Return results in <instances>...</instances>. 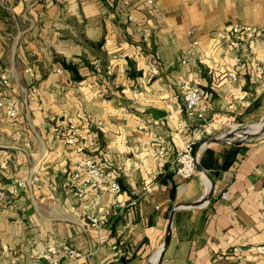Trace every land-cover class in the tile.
<instances>
[{
	"label": "crops",
	"instance_id": "0c3cea01",
	"mask_svg": "<svg viewBox=\"0 0 264 264\" xmlns=\"http://www.w3.org/2000/svg\"><path fill=\"white\" fill-rule=\"evenodd\" d=\"M236 23L264 26V0H156L153 12L145 0L0 5V76L19 99L16 118L0 109V188H14L0 200V264H157L176 206L161 264H264L253 249L264 244V134L209 141L225 126L247 125L237 140L255 133L264 115V35L230 48ZM182 81L200 85L207 124L187 117ZM71 125L85 141H64ZM193 138L210 166L184 179L175 157ZM82 155L120 190L76 196L69 172Z\"/></svg>",
	"mask_w": 264,
	"mask_h": 264
},
{
	"label": "built area",
	"instance_id": "2783aa9c",
	"mask_svg": "<svg viewBox=\"0 0 264 264\" xmlns=\"http://www.w3.org/2000/svg\"><path fill=\"white\" fill-rule=\"evenodd\" d=\"M130 0H127L129 2ZM5 0H0V5H2ZM146 6L149 12L154 11L156 5V0H145ZM144 41L148 40V34L145 28H140ZM264 35V26H258L253 24H240L236 23L227 27L224 33V40L230 48L238 49L241 45V39H254L260 35ZM188 55L182 59V63H187ZM148 72L152 75L159 74V67L154 62H148L146 65ZM29 72H32V68H28ZM61 72L60 69L57 70ZM257 72L263 73L262 66L257 65ZM229 76L236 78L235 72H229ZM11 86L10 79L7 75L3 74L0 76V109L5 113V116L9 119H14L18 115L19 99L8 94V89ZM180 89L183 96V102L185 105L186 115L190 120L200 121L207 124V108L203 101V95L200 85L197 82L192 81H182L180 84ZM189 123L187 121H181L178 124V128L181 131L187 130L189 128ZM70 133L66 135L65 142L69 145H75L77 141H85V132L78 126H69ZM68 132V131H67ZM66 132V133H67ZM195 138L190 140L182 150L176 153V173L178 176L189 179L197 173V162L199 161L200 151L202 145L199 149L195 151ZM210 140V139H209ZM160 144V149L158 151L159 155H164L166 152V147L162 139H158ZM69 177L72 182L76 185V191L74 194L76 196L85 195L86 193L93 191L98 195V193L108 191L116 192L120 190V183L115 180L112 173L104 167L94 156L82 155L77 158L75 163L72 165ZM18 186H23L24 181H19ZM14 188L11 187L9 190L0 188V200L4 199L9 193L13 192ZM224 197L228 196V192H225ZM98 203V199L96 200ZM92 225H98L99 218H91ZM258 253L264 254V244L253 247Z\"/></svg>",
	"mask_w": 264,
	"mask_h": 264
},
{
	"label": "water",
	"instance_id": "95a60500",
	"mask_svg": "<svg viewBox=\"0 0 264 264\" xmlns=\"http://www.w3.org/2000/svg\"><path fill=\"white\" fill-rule=\"evenodd\" d=\"M147 113L150 114L154 119H160V118H163L167 115V112L166 111H163V110H159V109H148L147 110ZM259 125V129L255 132V133H252V134H245L243 136L242 139L240 140H236V141H230V140H227V139H223L221 141H217V142H221V143H226V144H229V143H235V142H239V141H251L255 138H258L260 137L261 135L264 134V115L261 119V121L258 123ZM240 129H242L241 127L239 128V131ZM225 132H228V131H222V134L225 133ZM216 136H213L210 138V142H213V141H216ZM197 169L199 171H204L203 167L201 166V163L200 161L197 162ZM212 186H213V181H212ZM212 187L211 189L209 190V192L204 195L202 197V199L200 201H197L196 203H192L191 205H189V207H193V206H199L201 204H203L207 198L212 194ZM181 207H174V209L172 210V213H171V216H170V219H169V223H168V227H167V232H166V237H165V241H164V244L162 246V249H161V252H160V255H159V259H158V262L157 264H161L163 259H164V256H165V253H166V250L170 244V241H171V237H172V224H173V217H174V214L177 210H179Z\"/></svg>",
	"mask_w": 264,
	"mask_h": 264
},
{
	"label": "bare ground",
	"instance_id": "6f19581e",
	"mask_svg": "<svg viewBox=\"0 0 264 264\" xmlns=\"http://www.w3.org/2000/svg\"><path fill=\"white\" fill-rule=\"evenodd\" d=\"M241 132L239 131V127L238 125H233L229 130L228 132H225L223 133L222 135L216 137V141L214 142H217V141H221L223 139H227V140H237L240 136Z\"/></svg>",
	"mask_w": 264,
	"mask_h": 264
},
{
	"label": "trees",
	"instance_id": "16d2710c",
	"mask_svg": "<svg viewBox=\"0 0 264 264\" xmlns=\"http://www.w3.org/2000/svg\"><path fill=\"white\" fill-rule=\"evenodd\" d=\"M101 44H102V42H98V43H96L95 45L96 46H101ZM66 67L69 69V70H71V71H73V72H76V68L74 67V66H72V65H70V64H66ZM76 78L77 79H82V77L81 76H79V75H77L76 76ZM211 152V150L210 149H207L205 152H204V154L201 156V163H202V165L204 166V167H209L210 166V162H208V161H206V154H207V152ZM213 153V152H212ZM211 160H212V163H214V159H213V156H212V158H211ZM209 161H210V159H209Z\"/></svg>",
	"mask_w": 264,
	"mask_h": 264
},
{
	"label": "rangeland",
	"instance_id": "374dc122",
	"mask_svg": "<svg viewBox=\"0 0 264 264\" xmlns=\"http://www.w3.org/2000/svg\"><path fill=\"white\" fill-rule=\"evenodd\" d=\"M247 125H245V126H240V127H242V129H240V132H243V131H245V127H246ZM232 127V125L231 126H225V127H221V129L222 130H224V131H228L230 128ZM208 141V140H207Z\"/></svg>",
	"mask_w": 264,
	"mask_h": 264
}]
</instances>
